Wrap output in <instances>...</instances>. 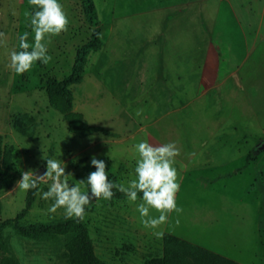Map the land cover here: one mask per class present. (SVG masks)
I'll return each mask as SVG.
<instances>
[{"label": "rangeland", "instance_id": "1", "mask_svg": "<svg viewBox=\"0 0 264 264\" xmlns=\"http://www.w3.org/2000/svg\"><path fill=\"white\" fill-rule=\"evenodd\" d=\"M91 1L92 11L86 0H60L69 24L44 41L51 61H37L17 75L10 53L19 50L18 34L31 32L25 13L33 6L28 0H0V137L16 154L18 180L29 170L43 174L44 155L64 160L65 173L79 183L95 170L89 166L95 155L105 160L116 184L126 183L135 166L134 144L174 142L179 211L152 230L143 227L136 205L126 198L91 201L83 221L97 258L107 264H144L163 256V236L170 234L240 264H264V0H194L191 10L205 11L206 23L223 31V42L215 36L221 50H214L215 66L207 76L219 83L210 97H198L204 85L199 79L189 89L188 77L180 83L168 76L174 69L169 63L164 74L161 69L162 58L175 60L173 16L181 0ZM95 32L102 47L87 55L82 82L70 86L72 109L63 113L51 104L50 92L72 74ZM81 122L111 135L83 136ZM50 183L40 188L47 191ZM27 194L15 184L0 195L2 221L24 209ZM52 203L38 193L19 223L75 219L66 218L63 208L50 213ZM75 237L72 230L31 238L12 224L0 240V259L69 264Z\"/></svg>", "mask_w": 264, "mask_h": 264}, {"label": "clouds", "instance_id": "2", "mask_svg": "<svg viewBox=\"0 0 264 264\" xmlns=\"http://www.w3.org/2000/svg\"><path fill=\"white\" fill-rule=\"evenodd\" d=\"M28 3L33 6L31 12L25 13L30 20L31 32L18 34L19 50L10 53V68L17 75L28 72L37 61L49 63L52 57L44 41L66 31L69 24L60 0H28ZM30 35L33 37L31 42ZM0 43H3V33H0ZM133 148L137 156L133 172L126 183L115 184L110 180L105 160L95 155L91 157L89 165L95 170L89 172L85 179L79 180V183L69 179L70 173H65L64 160L43 155L46 162L43 175H35V170L22 172V178L16 182V186L25 193L35 189L42 199H51L53 203L48 208L50 213L63 208L66 218L80 220L85 218L88 211L86 206L91 201L111 200L114 196L113 188H116L124 193L129 203L136 205L143 227L155 230L167 221L171 212L179 211L176 193L180 185L174 167L179 149L174 142L154 146L147 140H140ZM48 181L51 183L47 191L42 190L39 185L47 184ZM153 210L159 215H150ZM152 234L163 236L161 231H153Z\"/></svg>", "mask_w": 264, "mask_h": 264}, {"label": "trees", "instance_id": "3", "mask_svg": "<svg viewBox=\"0 0 264 264\" xmlns=\"http://www.w3.org/2000/svg\"><path fill=\"white\" fill-rule=\"evenodd\" d=\"M89 10H93L91 0H86ZM102 47V41L99 39V33L95 32L91 41L80 50L76 64L72 74L61 83H58L52 92H50V101L59 111L68 113L72 109V92L70 86L80 84L83 79V68L86 62V57L91 51H99ZM62 102H61V101ZM79 118V119H78ZM71 118V124L75 122ZM78 120L81 117H77ZM80 123V122H79ZM84 131L79 133L83 136H89L94 133L102 132L106 135H111L107 130L102 128H90L84 122H81ZM17 160L16 154L12 148L6 147L2 143L0 137V195L11 190L18 181ZM109 179L116 184V176L109 175ZM40 187V185H39ZM114 198H126L124 193L113 188ZM35 193V194H34ZM38 193L33 189L28 191L26 204L24 209L14 218L6 221L1 220L3 205L0 201V240L3 237L4 230L14 225L15 229L24 236L31 238L65 235L69 231L74 230L76 233L75 240L69 246V253L67 260L69 264H107L106 262L97 258L95 250L89 236L87 225L83 220L62 219L60 221L21 225L20 220L28 216ZM89 205L86 206L88 208ZM164 254L162 257H152L144 264H240L234 260L228 259L216 253H213L205 248L194 245L176 236L165 234L163 236ZM0 264H20L11 257H3L0 259Z\"/></svg>", "mask_w": 264, "mask_h": 264}, {"label": "crops", "instance_id": "4", "mask_svg": "<svg viewBox=\"0 0 264 264\" xmlns=\"http://www.w3.org/2000/svg\"><path fill=\"white\" fill-rule=\"evenodd\" d=\"M193 3L194 0H181V3H179L173 16L175 20L173 29V40L176 45L175 60H164L162 58L160 65L163 74L166 72L167 63H169V67H174L173 70L168 71V76L170 77L173 74L180 83L188 77L189 79L186 80H190V83H192L189 89L193 87V84L196 88L199 79L204 85L198 90V97H210L212 93L217 92L216 88L219 83H214L213 78L210 81L211 78L207 80V76L209 68L215 66L212 64L211 59L214 56V50H221V46H216L215 36L219 34V43L223 42V31L217 25L206 23L208 18L205 11L200 13L191 10ZM236 19L239 20L238 16ZM238 24H241L240 20ZM161 36L166 37L164 33ZM200 56H203L201 62L199 60ZM162 79L163 81L166 80L164 76ZM178 89L181 90L182 88L178 87Z\"/></svg>", "mask_w": 264, "mask_h": 264}, {"label": "water", "instance_id": "5", "mask_svg": "<svg viewBox=\"0 0 264 264\" xmlns=\"http://www.w3.org/2000/svg\"><path fill=\"white\" fill-rule=\"evenodd\" d=\"M263 149H264V144H262V146L260 147V150H263ZM36 175L39 176V175H43V174L41 172H37Z\"/></svg>", "mask_w": 264, "mask_h": 264}]
</instances>
